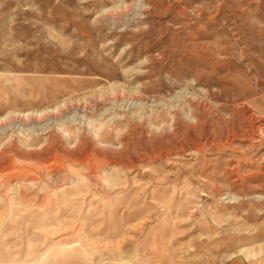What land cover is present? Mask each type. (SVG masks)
Returning <instances> with one entry per match:
<instances>
[{
    "label": "rangeland",
    "instance_id": "rangeland-1",
    "mask_svg": "<svg viewBox=\"0 0 264 264\" xmlns=\"http://www.w3.org/2000/svg\"><path fill=\"white\" fill-rule=\"evenodd\" d=\"M0 264H264V0H0Z\"/></svg>",
    "mask_w": 264,
    "mask_h": 264
}]
</instances>
